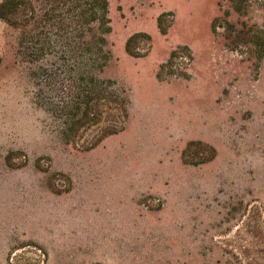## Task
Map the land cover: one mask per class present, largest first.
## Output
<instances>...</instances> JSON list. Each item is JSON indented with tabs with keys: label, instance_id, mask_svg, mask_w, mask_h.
<instances>
[{
	"label": "rangeland",
	"instance_id": "obj_1",
	"mask_svg": "<svg viewBox=\"0 0 264 264\" xmlns=\"http://www.w3.org/2000/svg\"><path fill=\"white\" fill-rule=\"evenodd\" d=\"M26 1L0 19V264H264V0H107L91 70L126 116L76 132L83 0Z\"/></svg>",
	"mask_w": 264,
	"mask_h": 264
},
{
	"label": "trees",
	"instance_id": "obj_2",
	"mask_svg": "<svg viewBox=\"0 0 264 264\" xmlns=\"http://www.w3.org/2000/svg\"><path fill=\"white\" fill-rule=\"evenodd\" d=\"M28 2L26 0H1L0 2V19L6 21L13 26L22 25L21 14ZM79 16H81L85 31L88 33L85 38V53L90 69L84 75H78L79 79L83 81V85L78 86L76 97L72 101V112L69 113L71 124L69 130L72 132L78 131L80 128H88L96 125L102 119V114L105 108H112L119 110V112L126 116L125 102L118 100L116 95L111 91L102 88V80H99L91 69H101L107 59L108 52L105 49V34L110 31V19L108 16V1L107 0H83L82 8ZM139 36H149L144 33L131 34L125 43V49L132 55L137 53L131 48L132 44ZM76 38H81L82 33H77ZM76 43V42H74ZM118 129L113 124L105 126L103 133L99 138L111 133H115ZM190 143L189 145H192ZM197 145L194 151L200 154V151L209 150V154L205 157H200L199 161L203 162L213 157L215 150L202 142L195 143ZM188 145V146H189Z\"/></svg>",
	"mask_w": 264,
	"mask_h": 264
}]
</instances>
